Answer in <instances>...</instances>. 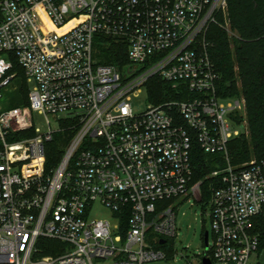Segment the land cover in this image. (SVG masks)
<instances>
[{
	"label": "built area",
	"instance_id": "built-area-1",
	"mask_svg": "<svg viewBox=\"0 0 264 264\" xmlns=\"http://www.w3.org/2000/svg\"><path fill=\"white\" fill-rule=\"evenodd\" d=\"M227 13L228 0H0V101L16 90L15 62L33 84L27 104H0V264L167 260L156 245L175 239L174 203L190 196L211 209L213 264L264 251V160L230 162L246 102L221 96L208 39ZM98 37L124 42L129 63H100ZM153 77L175 99L136 114L133 97ZM66 131L47 170V144ZM194 143L227 162L207 201L192 182ZM99 206L110 220L91 219ZM40 239L61 246L42 256Z\"/></svg>",
	"mask_w": 264,
	"mask_h": 264
},
{
	"label": "trees",
	"instance_id": "trees-1",
	"mask_svg": "<svg viewBox=\"0 0 264 264\" xmlns=\"http://www.w3.org/2000/svg\"><path fill=\"white\" fill-rule=\"evenodd\" d=\"M227 18V19H226ZM217 16V23L210 27L208 39L212 43L211 58L220 74L219 92L224 98L240 97L246 102L243 133L229 144V158L239 168L253 160H264V0H228L227 17ZM229 21V27L224 26ZM100 63L124 67L129 63L127 45L111 38L98 37ZM15 94L10 106L28 103L29 88L24 70L15 62ZM150 103L161 104L174 100L171 85L157 77L147 83ZM16 96H20L17 98ZM21 102H17V100ZM71 132H59L46 147L47 170L57 167L68 145ZM193 183L201 182L204 199L207 201L216 179L210 177L215 170L223 169L227 162L223 154H205L197 143L191 150ZM173 240L156 248L167 252V259L174 256ZM42 256L52 255L51 247L61 244L40 239ZM212 257V252L208 254Z\"/></svg>",
	"mask_w": 264,
	"mask_h": 264
},
{
	"label": "rangeland",
	"instance_id": "rangeland-1",
	"mask_svg": "<svg viewBox=\"0 0 264 264\" xmlns=\"http://www.w3.org/2000/svg\"><path fill=\"white\" fill-rule=\"evenodd\" d=\"M224 26H227L226 22ZM29 89L32 83H27ZM13 87L3 91V99L0 104L5 109L11 108V98L16 95ZM20 98V96L18 97ZM17 102H21L19 99ZM133 109L136 114L146 112L150 104L149 92L144 87L138 95L133 97ZM35 127L44 133L48 130L45 117L36 113L34 115ZM53 129H57V124L52 123ZM177 211V236L173 239L174 256L172 259L155 261L148 264H203L202 259L208 255L213 245V234L211 227V209L205 203L197 202L193 197H182L174 203ZM109 219L111 212L103 206H99L91 215V219ZM206 235L209 236L206 245ZM252 264H264V251L254 253L251 257Z\"/></svg>",
	"mask_w": 264,
	"mask_h": 264
},
{
	"label": "water",
	"instance_id": "water-1",
	"mask_svg": "<svg viewBox=\"0 0 264 264\" xmlns=\"http://www.w3.org/2000/svg\"><path fill=\"white\" fill-rule=\"evenodd\" d=\"M205 241H206V245H208V241H209V236H208V235H206ZM165 243H166L165 240H162V241L160 242V244H162V245L165 244ZM203 264H213V263H212L211 259L205 257V258L203 259Z\"/></svg>",
	"mask_w": 264,
	"mask_h": 264
}]
</instances>
